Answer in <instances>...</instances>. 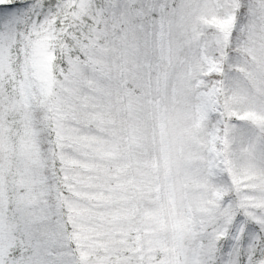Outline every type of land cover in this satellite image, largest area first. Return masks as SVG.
<instances>
[{
    "label": "snow or ice",
    "instance_id": "snow-or-ice-1",
    "mask_svg": "<svg viewBox=\"0 0 264 264\" xmlns=\"http://www.w3.org/2000/svg\"><path fill=\"white\" fill-rule=\"evenodd\" d=\"M0 264H264V0H0Z\"/></svg>",
    "mask_w": 264,
    "mask_h": 264
}]
</instances>
